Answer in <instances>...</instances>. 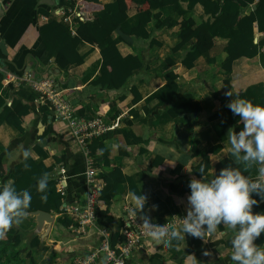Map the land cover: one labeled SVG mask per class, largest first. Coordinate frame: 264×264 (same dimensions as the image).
I'll return each mask as SVG.
<instances>
[{"label":"crops","instance_id":"1","mask_svg":"<svg viewBox=\"0 0 264 264\" xmlns=\"http://www.w3.org/2000/svg\"><path fill=\"white\" fill-rule=\"evenodd\" d=\"M54 1L55 5L41 4L40 0L5 1V14L0 18V43L5 47L0 46V64L7 73L20 80L53 77L63 95L78 112L82 111V115H100L108 123L117 121L104 140L110 162L96 167L97 177L102 190L105 186V181L99 177L102 170L111 172L119 167L125 180L118 185L109 215L98 217L96 224L88 226L85 234L77 233L73 219L53 204L48 211L38 209L50 213L53 218L52 223L44 227L43 234H39L36 216L31 213L34 211H27L26 218L12 226L23 233L24 241L19 248L22 257L32 256L37 264H74L100 244L99 229L103 227L111 231L114 244L119 243L124 209H134L135 197L140 195L146 197L142 214L149 215L151 222L179 226L188 209V185L193 178H201L197 168L203 156L195 154V150L203 154L213 151L211 168L207 172L209 178L219 174L217 165L225 160H230L235 167L245 164V175L251 174L253 178L258 175V163L237 162L231 155L232 146L227 135L230 129L236 131V128L233 122L227 123L234 121V117H230L226 104L229 99H240L241 93L264 97V44H260L264 32L256 31V53L235 60L232 71L221 67L229 42L224 37H216L208 56H200L188 69L183 59L196 39L180 50H174L181 41L179 21L182 16L174 14V5L165 6L161 8V20L172 17L170 25L156 27L152 21L147 27L151 39L123 35L126 41L118 44L123 55H141L147 67L136 70L124 87L108 90L92 84V80L101 74L102 55L98 47L85 41L78 46L79 53L86 55L83 64H69L61 69L54 60L48 64L41 62L44 44L39 28L51 21L62 20V11L72 1L77 9L80 0ZM101 1L112 3L115 0ZM181 5L187 8L186 2ZM252 8L250 5L242 9V15ZM41 10H47L48 14ZM95 15L94 12L87 13L88 18ZM128 15L129 24L136 26L139 22L137 10L131 8ZM193 17L198 24L211 20L201 4L194 7ZM152 39L161 45L151 44ZM171 72L177 75L178 90L177 96L170 100L167 74ZM4 77L0 75V117H5L13 100L19 99L17 90L29 86L26 82L18 86L15 81H5ZM229 90L233 93L231 98L225 96ZM183 94H193L201 109L177 112ZM21 101L31 107L23 117L24 130L20 131L7 121L0 125V188L14 185L18 191L31 185V189L37 190V181L47 173V199H41L42 193L31 199V202L46 205L52 197L54 183L58 187L59 174L64 177L67 187L65 202L84 204L88 158L85 149L75 140L67 124L55 120L52 107L44 96H37L34 101L25 98ZM185 106L193 108L189 102ZM25 151L29 153L27 160ZM105 207L99 195V209ZM67 222L72 223L66 225ZM235 234L236 230L230 225L221 223L214 232L206 233L204 239L187 235L183 240H173L171 247L147 238L132 252L129 264H234L231 239ZM37 238L40 245L30 250L29 244ZM94 264L107 263L101 257Z\"/></svg>","mask_w":264,"mask_h":264},{"label":"trees","instance_id":"2","mask_svg":"<svg viewBox=\"0 0 264 264\" xmlns=\"http://www.w3.org/2000/svg\"><path fill=\"white\" fill-rule=\"evenodd\" d=\"M181 2L187 3L186 9L182 7ZM197 4L203 6L205 12L211 16V20L200 24L195 21L193 9ZM169 5L175 6V15L182 16L179 21V37L181 41L174 47V50L178 51L191 40L196 39L183 59V64L188 69L194 66L195 61L200 56H208L209 51L214 46L216 37H224L229 40L225 48L226 57L221 65L225 70L232 71L233 63L238 58L251 57L256 53L257 45L254 43L256 31L264 32V0H115L112 3H103L101 0H80L77 11L85 18H76L75 34L63 20H54L39 28L40 37L44 44L40 60L45 64L54 60L61 69L66 68L69 64H83L86 55L79 53L78 46L85 41L93 47H98L102 55L101 74L92 80V84L108 90L120 89L128 83L136 70L147 67L141 55H123L120 52L118 44L126 41L123 35L135 36L143 40L151 39V34L148 32L147 27L152 21H155L156 27L172 23V17L161 20V8ZM250 5H253L252 10L248 14L242 15V9ZM74 6L75 2L72 1L65 10L68 11ZM131 8H135L138 12L139 22L136 26H131L128 21V10ZM41 12L48 14L47 10H41ZM88 12H94L96 15L88 18ZM114 33H117V36H114ZM151 44L161 45L154 39L151 40ZM260 44H264V38L260 40ZM171 64L174 65V62H171ZM176 79L177 75L175 73L167 74L170 100L177 96L178 84ZM17 94L19 99H14L9 112L5 117H0V125L7 121L20 131H23V117L29 113L31 107L29 104H23L21 100L25 98L29 101H34L37 96H40V93L29 86H24L17 90ZM240 98L250 100L254 104L264 105V97H249L247 93H241ZM194 100L195 96L193 94L181 95V103L177 112L186 111L187 109L199 111L201 106ZM186 102L192 103L193 108L186 107ZM228 112L230 117H232L233 114L229 109ZM79 114L82 115L81 110ZM233 117L234 121H227V123L233 122L238 132L243 127V121L238 116ZM45 135L46 132L43 136ZM108 135L109 133L97 137L89 144L90 155L94 158L96 167L109 164L110 162L109 150L104 144V140L108 138ZM194 153L203 156V161L197 168V172L201 176L199 169L202 165L205 167L206 173L211 168L210 156L213 151L203 154L201 151L195 150ZM229 163L232 162L225 160L218 164V173L222 168L227 167ZM237 167L243 173L245 172V164ZM99 177L105 181V186L100 193V199L105 203L106 207L104 209L98 208L97 215L100 218H104L109 215V208L117 193L118 185L125 180V175L119 167H115L111 172L102 170ZM22 190H30L32 198H35L36 194H40L36 189H31V185L26 189H18V191ZM67 197V191L65 195H62L58 192L54 183L52 197L47 204L34 203L32 200L26 211H35L41 208L48 211L52 204L57 209H60L63 203L67 201ZM253 212H264V202L255 205ZM71 223L67 222L66 225ZM23 238L22 231L20 232L14 227L5 231V234L0 237V264H37L32 256H21L22 249L19 248L24 241ZM111 240L114 245V239ZM119 240H122V237ZM255 243L262 248L264 247V233L261 234ZM39 245V239H34L29 244V249L33 250Z\"/></svg>","mask_w":264,"mask_h":264},{"label":"clouds","instance_id":"3","mask_svg":"<svg viewBox=\"0 0 264 264\" xmlns=\"http://www.w3.org/2000/svg\"><path fill=\"white\" fill-rule=\"evenodd\" d=\"M225 96L233 97L232 91L225 92ZM226 107L244 122L240 131L230 129L228 132L231 155L237 162L258 163V175L255 178L245 175L239 167L229 163L219 174L209 178L202 165L201 178H193L188 185V209L179 226L151 222L149 215L142 214L146 203L143 195L135 197L136 207L130 214L139 215L146 237L168 247L173 240H183L187 235L204 239L206 233L214 232L221 223L230 225L236 230L231 239L234 264H264V248L255 243L264 233V212H253L255 205L264 202V105L234 98L228 100ZM28 156L25 151V160ZM48 182L47 173L37 181L42 200L47 199ZM31 199L28 190L17 191L14 185L0 188V237L26 218Z\"/></svg>","mask_w":264,"mask_h":264},{"label":"built area","instance_id":"4","mask_svg":"<svg viewBox=\"0 0 264 264\" xmlns=\"http://www.w3.org/2000/svg\"><path fill=\"white\" fill-rule=\"evenodd\" d=\"M81 17L77 9L70 8L68 11H62V20L69 24L72 32L76 31L75 20ZM0 75H4L7 82L15 81L18 86H22L21 82L29 83V86L44 96L50 103L54 118L58 122L67 124L75 138V140L85 149L87 158L86 182H87V198L84 204L64 202L61 206L62 214L69 216L76 223L75 230L79 234H85L87 227L95 225L98 219L97 209L99 208V195L102 190L101 181H99L97 174L98 170L95 166V161L90 156L89 144L90 142L108 131L114 129L117 121L108 123L100 115L89 116L81 115L73 107L70 100L67 99L58 88L53 77L36 79L32 77L19 78L7 73L0 64ZM60 170L63 172V165L60 163ZM62 174V173H61ZM58 192L62 195L66 193V183L62 175L58 174ZM131 207L124 209L125 218L122 226V240L117 244H112L111 231L107 227L100 228L102 241L93 248L84 257L78 258L74 264H94L101 257H104L107 264H129V259L132 252L137 249L145 239L144 230L140 225L142 221L139 215L130 214Z\"/></svg>","mask_w":264,"mask_h":264},{"label":"water","instance_id":"5","mask_svg":"<svg viewBox=\"0 0 264 264\" xmlns=\"http://www.w3.org/2000/svg\"><path fill=\"white\" fill-rule=\"evenodd\" d=\"M5 1L7 0H0V18L5 14ZM11 1V0H9ZM41 4H48V5H55L54 0H40ZM1 47H5L3 43H0ZM32 215L36 216V222H37V227H36V232L39 234H43V229L46 225L51 224L53 221V218L50 213L38 210L31 212ZM45 232V231H44Z\"/></svg>","mask_w":264,"mask_h":264}]
</instances>
